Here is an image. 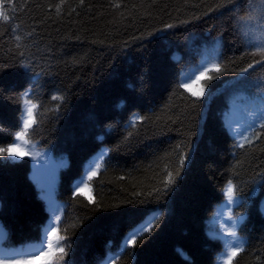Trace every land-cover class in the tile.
<instances>
[{
    "label": "trees",
    "instance_id": "1",
    "mask_svg": "<svg viewBox=\"0 0 264 264\" xmlns=\"http://www.w3.org/2000/svg\"><path fill=\"white\" fill-rule=\"evenodd\" d=\"M226 3L0 0L9 16L0 19V147L23 129L25 100L36 105L32 155L0 157V259L39 244L56 205L60 264H112L110 254L118 264H215L221 244L205 222L222 204L246 242L233 264H264V63L250 54L264 32L241 22L247 0ZM206 62L222 71L193 97L180 84ZM245 110L253 118L238 127ZM148 221L152 230L125 247Z\"/></svg>",
    "mask_w": 264,
    "mask_h": 264
},
{
    "label": "snow or ice",
    "instance_id": "2",
    "mask_svg": "<svg viewBox=\"0 0 264 264\" xmlns=\"http://www.w3.org/2000/svg\"><path fill=\"white\" fill-rule=\"evenodd\" d=\"M237 0H227V3L221 5V7H227V4L235 5ZM249 4V14L245 17H240L241 22L248 27L255 22V25L264 32V0H247ZM230 11L233 9H229ZM13 13L16 9L13 7ZM57 11H59V6H57ZM0 19L3 21H8L9 16L0 10ZM167 27H172V25H167ZM17 40L20 39L19 36L16 37ZM251 44L252 41H249ZM19 46V45H18ZM254 51L250 54L253 56H260L261 59L255 61V63H264V36L261 37L259 42L253 44ZM23 55V53H21ZM253 64H249L247 68L242 69V72H247L249 68H252ZM222 66L219 63L206 62L202 69H198L197 72L187 74L182 80L180 87L184 88L186 91L191 93L193 97H201L204 94V85L200 83L203 79L212 80L214 77L209 75L211 72H215L217 76L221 73ZM195 87L199 88V91L194 90ZM53 99H61L60 97H53ZM261 100V118L264 119V96L260 98ZM31 104L30 100H25V110L26 116L22 117L23 120V129L20 132L15 134V141L10 144L8 147H0V157H11L13 159H20L25 156L32 155L27 151V145L30 143L27 136V129L30 127L31 123H36L32 117V108H35V104H31L29 108L28 105ZM260 128L264 129V123L260 124ZM258 138V137H257ZM251 143V140L248 137H244L240 142V147L244 146V143ZM103 159V154H101L98 159L92 162L85 171L84 177L78 182L76 186V191L80 194H83L84 189L88 188V182L92 179L93 176L97 174L99 169L102 167V164L99 162ZM185 157H181L180 165L183 166ZM176 175H179V169L176 171ZM175 182V176L172 172L167 173L166 177V186L171 185ZM235 186L231 181L226 185V196L229 204L236 202L235 201ZM50 211L52 213V219L49 221V225L44 229L43 235L39 244L31 246L30 250H27L15 257L5 258L7 259V264H33L35 260H43L44 264H60V261H63L67 256L66 247L61 245V241L66 239L65 237L58 234L57 228L61 220V216L57 213L61 211V208L56 205L50 206ZM232 221L231 226L224 229L226 237L222 234L220 238L223 239L224 251L220 257H218V264H233V261L241 252L244 251L245 241L238 237L236 232V227L238 221L229 217ZM240 220H243V217H240ZM152 230L151 221L146 222L145 224L139 226L135 229L129 237L126 238L124 246H134L137 241V236L142 232H149ZM230 237L231 239H228ZM7 238V233L0 229V242ZM5 259H0V264H5ZM110 259L112 264H118L119 254L112 255L110 254ZM71 264V262H67Z\"/></svg>",
    "mask_w": 264,
    "mask_h": 264
},
{
    "label": "rangeland",
    "instance_id": "3",
    "mask_svg": "<svg viewBox=\"0 0 264 264\" xmlns=\"http://www.w3.org/2000/svg\"><path fill=\"white\" fill-rule=\"evenodd\" d=\"M252 118L253 115L251 114V112L249 110H245L244 114L238 117L239 121L236 123V125L238 127L239 126L241 127L243 124L250 122ZM231 128H233V126H231ZM229 217L238 221L237 218L231 216L226 206L222 204H217L214 206L210 217L205 222V231L207 235L221 244V251L216 254L215 264H218V257H220L221 254L223 253L225 246L223 243V239L214 238V237H220L222 234L226 237V233H224V229L231 226L232 223ZM238 224L235 229L236 232H237ZM227 238L231 239L230 237Z\"/></svg>",
    "mask_w": 264,
    "mask_h": 264
}]
</instances>
